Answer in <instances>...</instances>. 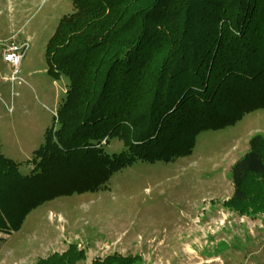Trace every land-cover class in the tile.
Returning a JSON list of instances; mask_svg holds the SVG:
<instances>
[{
	"label": "trees",
	"instance_id": "1",
	"mask_svg": "<svg viewBox=\"0 0 264 264\" xmlns=\"http://www.w3.org/2000/svg\"><path fill=\"white\" fill-rule=\"evenodd\" d=\"M46 43L65 92L30 170L0 152V233L60 197L104 189L141 161L192 153L204 131L264 109V0H71ZM116 139L119 152L106 146ZM227 206L264 213V137L231 166ZM75 245L34 264H77ZM119 255L92 264H130Z\"/></svg>",
	"mask_w": 264,
	"mask_h": 264
},
{
	"label": "rangeland",
	"instance_id": "2",
	"mask_svg": "<svg viewBox=\"0 0 264 264\" xmlns=\"http://www.w3.org/2000/svg\"><path fill=\"white\" fill-rule=\"evenodd\" d=\"M71 0H0V152L26 174L65 92V78L47 72L46 43ZM26 42L21 83L3 53ZM264 137V109L234 126L201 132L192 153L171 162L138 161L117 171L104 189L60 197L31 211L21 229L0 233V264H34L75 245L77 264L119 255L130 264H264V213H238L231 166ZM108 153L123 149L113 139ZM50 208V210H47Z\"/></svg>",
	"mask_w": 264,
	"mask_h": 264
},
{
	"label": "built area",
	"instance_id": "3",
	"mask_svg": "<svg viewBox=\"0 0 264 264\" xmlns=\"http://www.w3.org/2000/svg\"><path fill=\"white\" fill-rule=\"evenodd\" d=\"M26 42L21 44L12 42L7 46L3 53V60L9 65L10 73L6 76L5 80L11 83H21V77L18 75V66L24 57V50L26 49Z\"/></svg>",
	"mask_w": 264,
	"mask_h": 264
},
{
	"label": "crops",
	"instance_id": "4",
	"mask_svg": "<svg viewBox=\"0 0 264 264\" xmlns=\"http://www.w3.org/2000/svg\"><path fill=\"white\" fill-rule=\"evenodd\" d=\"M53 201V200H52ZM42 206V205H41ZM47 210H50V208H48ZM1 234H6V233H1Z\"/></svg>",
	"mask_w": 264,
	"mask_h": 264
}]
</instances>
